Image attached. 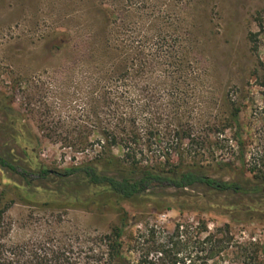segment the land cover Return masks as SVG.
I'll return each mask as SVG.
<instances>
[{"label":"rangeland","instance_id":"obj_1","mask_svg":"<svg viewBox=\"0 0 264 264\" xmlns=\"http://www.w3.org/2000/svg\"><path fill=\"white\" fill-rule=\"evenodd\" d=\"M103 9L111 27L141 30L144 37L140 43H147L148 49L156 47L153 40L162 45L166 55L168 46L176 49L167 63L147 73L169 83L167 90L154 97L151 89H141V80L132 93L126 89L122 93L119 86L111 103H122L125 111L131 108L132 116L127 113V117L140 126L152 119L153 127L162 133L170 120L169 106L177 100L175 117L189 130L188 138L173 154L176 165L218 179L264 185V0H0V91L14 97V107L35 133L23 135L0 110L2 153L22 166L41 163L50 169L87 163L103 152L104 146L123 156V149L110 147L103 136L104 128L118 123L123 111L114 117L109 109L119 108L102 104L92 92L95 77L117 76L123 64L110 65L112 60L106 59L103 70L99 65V40L92 38L89 29L104 24ZM183 67L186 71L180 70ZM105 82L111 85V80ZM145 103L152 107L150 112L140 111ZM159 114L162 120L156 118ZM81 136L90 137L85 147L77 144ZM169 140L173 141L172 137L165 139ZM159 149L154 145L144 155V163L162 162ZM104 170L121 175L113 169ZM51 179L36 180L34 185L74 193L83 189L76 178L69 184ZM23 185L21 177L0 166V194ZM7 195L1 200L3 205L13 197ZM263 197L261 193L247 199L222 196L228 203L248 202L258 207L254 219L247 223L218 213L183 217L172 210L156 214L123 201L120 205L131 212V226L124 236L128 260L119 264L138 263L134 237L147 231L148 224H157L159 233L166 236L176 223L198 224L201 219L211 232L226 224L230 228L228 235L217 237L224 240L226 248L206 264H247L236 244H264ZM14 201L0 216V238L15 243H26L37 231L35 227L56 221V233L77 234L78 247L80 241L88 243L109 233L117 221L112 209L98 204L52 214L31 213L29 207ZM196 253L201 258L194 264L205 263L204 254ZM79 255L77 249V260Z\"/></svg>","mask_w":264,"mask_h":264},{"label":"trees","instance_id":"obj_2","mask_svg":"<svg viewBox=\"0 0 264 264\" xmlns=\"http://www.w3.org/2000/svg\"><path fill=\"white\" fill-rule=\"evenodd\" d=\"M103 11L105 12H102L101 18L105 19L104 24L89 29L92 38L99 40V65L103 70L106 66L104 61L110 59V65L117 66L122 62L124 66L120 65L122 71L117 76L95 77L92 92L102 100V104L109 103L110 106L119 108L109 109L114 117L118 115L117 112L123 111L120 120L117 119L118 123L104 128L103 133L110 147L120 146L123 149V156L115 155L109 147L104 146L103 152L97 150L101 153L87 163L67 169H50L41 163L36 167L22 166L6 157L0 149V166L15 173L25 182L23 186L1 192L0 216L17 200L29 207L31 213L53 214L98 204L107 206L108 211L112 209L117 215V221L109 233L98 235L91 242L87 241L88 243L80 241L78 247L77 234L56 233V221L35 227L37 231L26 243H15L1 236L0 264H119L128 260L124 251V236L131 226V212L120 205L123 201L131 206L138 205L146 211L152 210L156 214L172 210L178 211L183 217L185 214L218 213L244 223L251 222L259 210L253 203H228L222 196L231 194L247 199L255 194H264V185L218 179L192 169L182 170L180 165L173 162V154L180 149L183 139L188 138L189 130L187 125L175 117L177 100L169 106L171 115L167 116L177 123L167 120V133L157 131L151 123L152 119H147L143 123L144 126H140L136 120L127 117L131 108L128 107V111H125L126 107L122 103H111V97H115L120 90L119 86H122V93H125V89L129 91L127 93H132L131 89L134 87L136 90V85L141 80L144 83L141 89H151L154 97L162 90H167L169 83L160 76L147 73L167 63L172 51L176 52V49L168 46L166 55L162 45L153 39L156 47L148 49L147 43H140V39L144 37L141 30H119L111 27L108 12L106 9ZM106 80H111V85L106 84ZM13 102V96L0 91V110L23 135L35 136L33 129L23 122L22 114L14 107ZM140 107V111L144 113L150 112L152 108L147 103ZM90 113L91 109H88V114ZM129 115L132 116L130 113ZM156 118L161 119V114ZM23 130L26 133H23ZM168 136L172 137L173 141L166 142ZM89 140L90 137L81 136L77 139V144L85 147ZM154 145L160 148L159 154L163 161L144 163V155ZM25 150L27 151L26 148ZM104 169H113L112 172L121 175L111 174ZM53 177L68 184L76 178L83 189L74 193L60 188L50 189L34 185L36 180H52ZM198 187L201 189L198 190ZM8 193L13 197L3 205L1 200L7 198ZM114 200L116 202L112 203ZM146 229L147 231H140L139 235L134 237L133 248L139 254L137 264H194L197 258H201L196 253L199 251L204 254L203 264H206L226 248L222 245L224 240L217 238L218 234L228 235L230 232L228 224L211 232L203 219L199 220L198 224L176 223L173 231L166 236L159 233L157 224H148ZM202 235H205L203 239ZM236 247L240 255L246 258L247 264H264V244L250 241L248 244L237 243ZM77 249L80 253L78 260Z\"/></svg>","mask_w":264,"mask_h":264}]
</instances>
